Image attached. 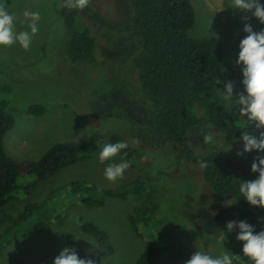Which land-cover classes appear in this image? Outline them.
Wrapping results in <instances>:
<instances>
[{
    "label": "rangeland",
    "instance_id": "obj_1",
    "mask_svg": "<svg viewBox=\"0 0 264 264\" xmlns=\"http://www.w3.org/2000/svg\"><path fill=\"white\" fill-rule=\"evenodd\" d=\"M194 21L187 35L214 36L221 62L232 69L236 92H243V65H238L240 41L247 35L244 24L250 23L259 32L264 24L251 13L230 7L231 0H188ZM7 10L15 16V30L31 31V20L24 13L37 12L38 32L25 50L19 42L0 45V102L12 119V127L2 137V147L12 160L26 163L36 160L51 144L57 142H84L93 148L94 156L79 161L48 177L42 186L65 185L72 179L87 180L100 186L97 193L103 197L100 206H85L76 197L59 190L39 212L44 221L40 233L30 235L24 242L13 240L0 250V264H53L64 249L65 235H72L80 244L87 259L95 264H135L145 250L146 242L158 236L165 245L167 237L183 245L180 258L171 264H184L197 250L218 257L229 251L233 264H251L243 255L236 239L237 231H227L233 200L217 201L201 176L202 162L185 156L175 160L182 148L179 144L159 137H147L135 129L133 121H143L151 113L149 102L143 101L136 82V70L131 61L136 47L121 30L132 15L130 0H90L89 7L110 21L111 27L100 26L91 12L81 11L78 23L94 35V60L70 62L60 44H56L60 23L58 8L61 0H5ZM264 4V0H260ZM247 16L244 20L242 17ZM62 28V26H61ZM62 35V34H60ZM122 79V82H118ZM224 87V86H223ZM222 86L216 85L221 101L220 117L226 122L239 116L242 125L239 136L229 139L219 130L207 125L194 126L184 142L196 156L214 152L225 170H232L238 178L252 181L258 173L251 171V152L238 156L243 150L241 132L246 117L239 114V105L223 99ZM246 94V93H245ZM40 105V114L27 113L29 106ZM120 106L129 117L104 116L105 108ZM133 120V121H132ZM247 131H260L249 125ZM213 134V142L205 143L204 136ZM122 136L133 152L118 154L101 163L99 152L110 143L111 136ZM98 151V154H96ZM127 161L129 167L122 179L111 182L104 170L111 163ZM32 175L16 178L12 192L23 198L22 187ZM120 183H122L120 185ZM104 188L112 189L105 195ZM118 193L122 196L117 197ZM144 204L139 209L140 203ZM153 205L154 207H151ZM156 207V208H155ZM157 209V211H156ZM264 211V208H263ZM146 217L147 225L137 222ZM255 222L264 230L260 213H254ZM80 222H90L108 237L109 255L97 252L95 241L81 232ZM28 227L23 224L21 232ZM32 230L30 229V233Z\"/></svg>",
    "mask_w": 264,
    "mask_h": 264
},
{
    "label": "trees",
    "instance_id": "obj_2",
    "mask_svg": "<svg viewBox=\"0 0 264 264\" xmlns=\"http://www.w3.org/2000/svg\"><path fill=\"white\" fill-rule=\"evenodd\" d=\"M130 2L132 15L129 21L122 24L121 30L136 47V53L131 58L136 70V82L143 101L149 102L151 106V113L143 121L132 120L135 129L141 130L147 137H162L179 144L182 151L175 154V160L185 156L202 162L201 176L214 198L217 201L233 200L228 222L246 220L255 226L257 232L263 230L253 216L257 212L264 217L263 208L250 205L239 193V185L244 180L239 179L235 171L223 169L219 156L214 152L196 156L191 146L184 142L189 130L200 124L219 130L229 139L237 138L242 127L238 115H233L226 122L220 117L221 101L216 85H224L217 81H231L233 72L221 62L216 38L210 35H187L194 21L193 9L188 0ZM81 11L91 12L93 19L102 27L112 26L109 20L89 6L83 10L70 9L65 5V0H61L58 8L61 24L56 29L59 36L55 42L61 45L72 63L94 60L95 38L89 29L83 28L82 22L78 23ZM118 82H122V79ZM0 92L4 91L0 89ZM26 111L40 114L43 107L29 106ZM109 115L129 119L120 106L105 108L104 116ZM12 124L11 115L3 110L0 102V250L13 240L24 242L30 235L40 233L44 221L39 217V212L45 208L53 194L61 189L63 191L67 186L70 196L76 197L82 193L79 202L85 206H100L103 203V197L97 195L101 187L88 185L87 180L72 179L54 188L42 186L56 172L79 161L91 159L94 156L93 148L84 142H57L51 144L34 161H14L5 154L2 147V137ZM262 131L264 128L256 136L259 137ZM115 142H123L122 136H111L110 143ZM133 151L127 147L119 154ZM251 155L254 160L257 156H264V152L254 150ZM22 175H32L33 179L21 188L24 197L19 198L12 192L16 188V178ZM103 190L107 196L113 191L108 188ZM117 195L122 196L121 193ZM143 208L141 202L139 209ZM137 222L147 225V218L138 217ZM26 223L28 227L21 232ZM79 227L81 232L95 241L98 254L107 256L111 253L108 237L101 229L90 222H80ZM30 229L32 231L27 233ZM236 231L238 234L239 230ZM165 236V245L160 243L157 235L148 240L135 264H171L178 260L183 251L182 243ZM238 243L243 246V242ZM65 248L73 249L78 258L87 259L80 244L70 234L65 235Z\"/></svg>",
    "mask_w": 264,
    "mask_h": 264
},
{
    "label": "clouds",
    "instance_id": "obj_3",
    "mask_svg": "<svg viewBox=\"0 0 264 264\" xmlns=\"http://www.w3.org/2000/svg\"><path fill=\"white\" fill-rule=\"evenodd\" d=\"M90 3V0H65V5L72 9L83 10ZM230 7L243 13H251L260 23L264 24V4L260 0H231ZM26 18L31 20L29 31L15 30V16L7 10L5 0H0V45L11 46L13 43L19 44L27 50L38 32L37 22L40 19L37 12H25ZM242 19L247 20L244 16ZM243 31L247 35L240 41L238 65H243L242 84L243 92L235 91V84L232 81H217L223 83V99L239 105V114L246 117L243 130L241 132V141L243 150L238 151V156L252 151L264 152V131L260 132L259 137L254 133L247 131L249 125H255V129L264 128V29L259 32L254 31L250 23H245ZM246 93V94H245ZM205 143L213 142V134L208 133L204 136ZM126 142L106 143L99 152L101 163L112 160L122 149H126ZM127 161L120 163H111L105 170V178L111 182L123 178L125 170L129 167ZM251 171L258 173V178L252 181H243L239 185V193L252 206L264 208V156H257L251 165ZM232 203L229 202L228 205ZM264 222V217L259 218ZM227 231L239 230L236 239L243 242V255L248 257L253 264H264V230L256 231L254 225H250L246 220H232L226 224ZM53 264H95L92 259H81L73 249L65 248L54 259ZM184 264H233V257L229 251H225L221 256L213 257L205 251L197 250L190 258L184 261Z\"/></svg>",
    "mask_w": 264,
    "mask_h": 264
}]
</instances>
